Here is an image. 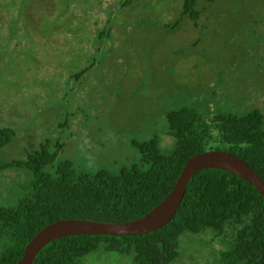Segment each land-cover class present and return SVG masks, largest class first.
Here are the masks:
<instances>
[{"label": "rangeland", "instance_id": "1", "mask_svg": "<svg viewBox=\"0 0 264 264\" xmlns=\"http://www.w3.org/2000/svg\"><path fill=\"white\" fill-rule=\"evenodd\" d=\"M183 2L0 0V129L13 132L0 163L44 151L77 172L145 170L138 147L155 137L171 154L166 114L183 107L205 119L257 112L264 131V0H196V18ZM31 180L0 170V206ZM227 242L185 233L172 264H222ZM81 264L135 263L100 247Z\"/></svg>", "mask_w": 264, "mask_h": 264}, {"label": "trees", "instance_id": "2", "mask_svg": "<svg viewBox=\"0 0 264 264\" xmlns=\"http://www.w3.org/2000/svg\"><path fill=\"white\" fill-rule=\"evenodd\" d=\"M183 5L193 17V1ZM166 120L176 139L174 150L161 154L152 137L138 147L145 170L131 167L118 175L77 172L68 161L54 167L55 157L44 151H35L26 160L0 163V170L26 168L32 175L24 197L14 205L0 206V242L4 244L0 264H16L32 237L57 220L122 223L144 216L170 192L185 162L199 153L227 151L264 180V131L257 112L218 113L205 119L195 108L183 107L167 113ZM12 137L10 129H0V153ZM210 143L221 148H208ZM205 231L229 240L230 250L219 256L222 264H264V198L241 178L217 169L192 176L177 212L158 230L124 237L56 239L39 252L33 264H81L100 247L131 256L135 264H172L180 255V237Z\"/></svg>", "mask_w": 264, "mask_h": 264}, {"label": "water", "instance_id": "3", "mask_svg": "<svg viewBox=\"0 0 264 264\" xmlns=\"http://www.w3.org/2000/svg\"><path fill=\"white\" fill-rule=\"evenodd\" d=\"M204 169L224 170L253 186L264 198V180L245 161L227 151L211 150L190 157L170 192L147 214L129 222L106 223L83 219H60L38 231L27 243L16 264H33L50 242L71 236L124 237L147 234L167 224L177 212L192 176Z\"/></svg>", "mask_w": 264, "mask_h": 264}, {"label": "flooded vegetation", "instance_id": "4", "mask_svg": "<svg viewBox=\"0 0 264 264\" xmlns=\"http://www.w3.org/2000/svg\"><path fill=\"white\" fill-rule=\"evenodd\" d=\"M184 1H186V0H184ZM192 1H193V3H194V6H193L194 17L196 18V17H199V15L202 14L203 12L200 13V10H197V9L195 8L196 0H192ZM256 7H258V9H259L260 5L258 4ZM181 11H182V16H183V17H184V16H187L188 18L191 17L190 15H188V14L185 13V11H184V5H183V8L181 9ZM190 20H191V19H190ZM191 22H195V20H191ZM230 114H231V113H230Z\"/></svg>", "mask_w": 264, "mask_h": 264}]
</instances>
